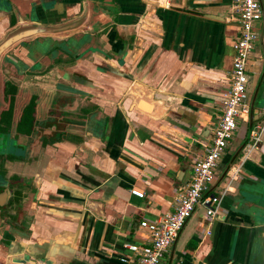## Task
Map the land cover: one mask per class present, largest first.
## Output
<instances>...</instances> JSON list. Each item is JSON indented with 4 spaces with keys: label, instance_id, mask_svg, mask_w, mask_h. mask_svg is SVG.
<instances>
[{
    "label": "crops",
    "instance_id": "1",
    "mask_svg": "<svg viewBox=\"0 0 264 264\" xmlns=\"http://www.w3.org/2000/svg\"><path fill=\"white\" fill-rule=\"evenodd\" d=\"M89 1L99 20L94 31L38 37L13 51L39 65L41 76L22 79L21 91L37 95L40 119L55 106L61 129L58 140L27 142L6 164L3 179L22 190L13 191L21 203L5 215L0 264H123L131 256L124 243L145 244L140 222L173 211L176 192L211 145L238 32L232 0H204L203 12L171 0ZM86 2L0 0V39L16 16L60 25L79 17ZM256 33L246 67L249 119L237 122L217 180L242 162L249 130L264 120L262 19ZM65 40L82 54L50 69L59 56L50 51ZM230 168L213 191L224 181L227 187ZM200 208L160 264H264V154L243 162L215 217Z\"/></svg>",
    "mask_w": 264,
    "mask_h": 264
},
{
    "label": "built area",
    "instance_id": "2",
    "mask_svg": "<svg viewBox=\"0 0 264 264\" xmlns=\"http://www.w3.org/2000/svg\"><path fill=\"white\" fill-rule=\"evenodd\" d=\"M231 10L232 20L238 25V32L232 42L233 58L230 73L226 78L227 90L217 109L211 145L206 147L203 156L194 164L190 181L176 192L173 211L156 221L140 222V227L148 231L145 244L124 243L123 248L131 256L122 258L123 264H160L164 260V254L173 246L195 209L203 207L207 217H215L222 195L228 192L231 183L237 180L243 162L250 159L255 152L264 154L263 120L249 130L242 162L230 168L228 185L223 189L222 195L210 192L217 180L218 163L227 148L228 141L235 134L237 122L249 119L246 67L258 38L256 25L260 23L263 14L260 0H232ZM130 193L139 199L144 196L136 190H131ZM207 234L209 235V232Z\"/></svg>",
    "mask_w": 264,
    "mask_h": 264
},
{
    "label": "flooded vegetation",
    "instance_id": "3",
    "mask_svg": "<svg viewBox=\"0 0 264 264\" xmlns=\"http://www.w3.org/2000/svg\"><path fill=\"white\" fill-rule=\"evenodd\" d=\"M89 38L90 36L84 42H88ZM25 47L26 44L22 46V48ZM76 48L68 40L58 41L50 53L56 51L59 52V56L52 60L50 69L63 67L75 61L82 54L76 52L74 50ZM13 51L11 50L5 55L1 64L4 79L1 101L4 105L0 110V199L3 200L0 202V209L2 210L0 218V232L2 233L0 235L3 234L6 229L5 226H7L6 211L13 208L17 198L15 193L13 196V191L15 190L16 193L20 194L22 190L20 185L14 189L13 186H17L18 181L12 180V177L9 180L3 179L7 173L6 164L13 161L12 153L22 154L27 142H35L36 146L39 147L48 140H58L57 134L61 129V119L56 115L58 110L55 106L46 113L45 118L40 119L37 115V95L21 91L22 79H37L41 76L42 71L39 69V65L35 63L29 66L25 62L22 63L21 56ZM13 142L18 145H16L18 150L14 149Z\"/></svg>",
    "mask_w": 264,
    "mask_h": 264
},
{
    "label": "water",
    "instance_id": "4",
    "mask_svg": "<svg viewBox=\"0 0 264 264\" xmlns=\"http://www.w3.org/2000/svg\"><path fill=\"white\" fill-rule=\"evenodd\" d=\"M152 4H156L158 0H148ZM171 2L178 7L186 8L188 10L200 11L206 9L209 5L204 0H171ZM96 6L92 3V1L87 0L86 5L84 7L83 13L68 22H65L60 25L53 26H42L36 23H31L23 18L16 16L15 24L12 25L1 37L0 39V110L3 107V103L1 101L2 97V88H3V74L1 71V64L4 60L5 55L15 48H20L23 45H29L32 41L38 37H65L68 35H73L80 31L92 32L96 29L99 20L93 16L97 13L95 11ZM203 12V11H200ZM262 20L264 21V15L262 14ZM103 22V21H102ZM100 24V23H99ZM232 163H230L223 173V175L218 179L215 184L210 189V192L219 184L220 180L224 177L227 170L230 168ZM14 203V202H13ZM20 198L17 197L15 199V205H20ZM1 207V206H0ZM25 208V206H23ZM88 207V203H87ZM22 208V206H18V209ZM89 208V207H88ZM9 211V210H8ZM8 211L6 213L8 214ZM2 216V210L0 209V218Z\"/></svg>",
    "mask_w": 264,
    "mask_h": 264
},
{
    "label": "rangeland",
    "instance_id": "5",
    "mask_svg": "<svg viewBox=\"0 0 264 264\" xmlns=\"http://www.w3.org/2000/svg\"><path fill=\"white\" fill-rule=\"evenodd\" d=\"M237 129H238V128H237ZM225 184H226V182L224 181V182L219 186L218 189H216L215 191H213V194H215V195H220L221 192H222V190H223V187L225 186ZM202 210H204V209H203V208H200V209H199V211H202Z\"/></svg>",
    "mask_w": 264,
    "mask_h": 264
}]
</instances>
